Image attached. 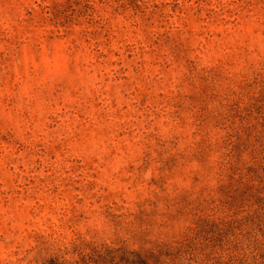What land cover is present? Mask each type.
<instances>
[{"label":"rangeland","instance_id":"rangeland-1","mask_svg":"<svg viewBox=\"0 0 264 264\" xmlns=\"http://www.w3.org/2000/svg\"><path fill=\"white\" fill-rule=\"evenodd\" d=\"M0 264H264V0H0Z\"/></svg>","mask_w":264,"mask_h":264}]
</instances>
